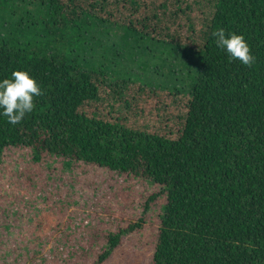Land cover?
Instances as JSON below:
<instances>
[{
	"label": "trees",
	"instance_id": "16d2710c",
	"mask_svg": "<svg viewBox=\"0 0 264 264\" xmlns=\"http://www.w3.org/2000/svg\"><path fill=\"white\" fill-rule=\"evenodd\" d=\"M25 1L46 8L47 35L62 25V44L69 30L92 20L192 51L202 67L184 95L111 81L102 68L84 70L49 41L1 37L0 79L26 70L44 94L20 124L0 117V160L10 149H30L36 162L52 156L159 186L165 204L151 264H264V0H0V6ZM219 27L245 36L255 56L251 67L216 47L211 34ZM25 28L31 30L29 22ZM144 225L141 217L106 232L91 264L105 262ZM38 257L46 260L42 251Z\"/></svg>",
	"mask_w": 264,
	"mask_h": 264
},
{
	"label": "rangeland",
	"instance_id": "374dc122",
	"mask_svg": "<svg viewBox=\"0 0 264 264\" xmlns=\"http://www.w3.org/2000/svg\"><path fill=\"white\" fill-rule=\"evenodd\" d=\"M48 19L39 2L0 6V41L5 36L49 41L50 47L77 57L84 70L102 68L111 81L184 95L198 82L202 59L192 51L92 20L80 22L79 31L69 30L62 44L61 24L51 26V35L44 32L41 25ZM164 204L161 188L144 179L84 163L67 166L52 156L36 162L30 149H10L0 160V264H91L102 252L106 232L141 217L142 231L125 235L101 264H151ZM40 251L45 261L38 259Z\"/></svg>",
	"mask_w": 264,
	"mask_h": 264
},
{
	"label": "clouds",
	"instance_id": "9594fccd",
	"mask_svg": "<svg viewBox=\"0 0 264 264\" xmlns=\"http://www.w3.org/2000/svg\"><path fill=\"white\" fill-rule=\"evenodd\" d=\"M217 48L224 51L230 61H239L251 67L255 56L243 34L219 27L212 32ZM44 94L41 85L26 70H14L8 78L0 79V117L10 125L20 124L35 110V98Z\"/></svg>",
	"mask_w": 264,
	"mask_h": 264
}]
</instances>
